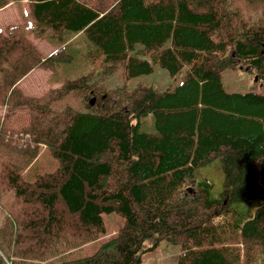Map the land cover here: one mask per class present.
I'll return each instance as SVG.
<instances>
[{"label":"trees","instance_id":"1","mask_svg":"<svg viewBox=\"0 0 264 264\" xmlns=\"http://www.w3.org/2000/svg\"><path fill=\"white\" fill-rule=\"evenodd\" d=\"M22 22L0 29V264H139L167 240L177 264H264V0H0ZM84 35L90 70L40 97L16 84L73 54L43 57L29 34ZM159 66L172 89L130 81ZM254 73L262 91L230 92L223 72ZM96 97L92 105L91 100ZM151 116V118H149ZM46 148L53 171L26 169ZM219 158L223 189L196 174ZM247 204V205H246ZM124 226L92 255L69 258Z\"/></svg>","mask_w":264,"mask_h":264},{"label":"rangeland","instance_id":"2","mask_svg":"<svg viewBox=\"0 0 264 264\" xmlns=\"http://www.w3.org/2000/svg\"><path fill=\"white\" fill-rule=\"evenodd\" d=\"M23 4L25 8H28L27 0H23ZM20 22H22V18L14 2L0 8V29H4L10 23L18 24ZM28 38L43 57L52 55L58 48L65 45L73 54L74 59L71 62L59 64L56 72L43 67L32 69L16 84L24 95L40 97L49 90L60 87L65 79H73L92 67L84 55L85 51L90 47V42L84 35L72 42H66V39L48 40L39 38L34 33L29 34ZM179 81V75L171 76L166 69L157 66L153 73L144 74L131 80L130 86L144 83L151 84L155 88L165 91L172 89ZM223 84L225 89L230 92L262 91L261 86L255 80L254 73L240 68H227L223 72ZM28 112L29 107L24 105L16 107L0 105V117L2 120H7L13 127L27 126L30 120ZM57 165V159L46 148H42L37 159L26 169L25 176L33 179L37 173L55 170ZM196 174L198 177H204L212 181L213 194L219 195L223 189L224 182V174L219 158H215L212 162L200 166ZM262 210H264V206ZM103 218L106 227L105 233L98 239L73 251L69 258L92 255L108 237L117 233L125 224V218L117 212L103 213ZM180 251V245L164 240L155 248L142 252L139 264H177Z\"/></svg>","mask_w":264,"mask_h":264},{"label":"water","instance_id":"3","mask_svg":"<svg viewBox=\"0 0 264 264\" xmlns=\"http://www.w3.org/2000/svg\"><path fill=\"white\" fill-rule=\"evenodd\" d=\"M96 101V97H93L92 100H91V104L93 105Z\"/></svg>","mask_w":264,"mask_h":264}]
</instances>
